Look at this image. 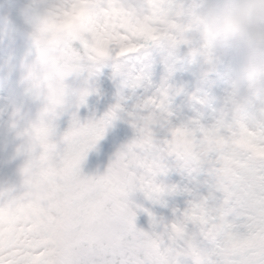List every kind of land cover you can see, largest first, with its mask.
Segmentation results:
<instances>
[{"label":"clouds","instance_id":"1","mask_svg":"<svg viewBox=\"0 0 264 264\" xmlns=\"http://www.w3.org/2000/svg\"><path fill=\"white\" fill-rule=\"evenodd\" d=\"M0 264H264V0H0Z\"/></svg>","mask_w":264,"mask_h":264}]
</instances>
